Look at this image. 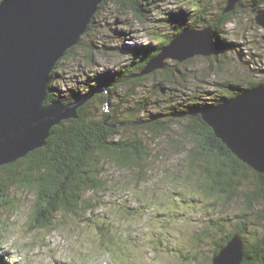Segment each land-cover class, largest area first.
Instances as JSON below:
<instances>
[{"label": "rangeland", "instance_id": "374dc122", "mask_svg": "<svg viewBox=\"0 0 264 264\" xmlns=\"http://www.w3.org/2000/svg\"><path fill=\"white\" fill-rule=\"evenodd\" d=\"M189 3L190 0H144L143 19L119 3L105 4L97 11L92 28L82 36L83 45L63 59L52 74L58 100H71L81 91L86 92L88 81L116 77L134 62L137 49L154 47L161 37L170 38L181 25L189 23ZM222 4L224 0L213 1L217 9ZM179 14L187 19L175 20ZM256 14L250 6H243L225 27L229 35L222 41L238 43L225 55H196L188 63L168 58L167 64L174 70L172 79L160 74L135 88L121 86L115 91L112 107L124 104L127 109H135L147 102L140 117L160 115L171 120L175 117L169 116V111L183 109L184 101L202 92V103H213L236 85L264 81V28L256 23ZM169 20L172 21L167 25ZM98 109L111 108L105 104ZM175 120L165 134L140 127L121 132L126 139L141 138L151 154L139 165L135 161L120 166L108 163L106 158L99 160L104 161L100 176L108 182L109 191L88 193L95 206L90 212H82V220L64 218L66 214L60 213L55 219L56 229L33 228L35 192L20 186L12 188L10 204L0 206L3 261L211 264L218 244H223L230 233L241 231L247 245L261 237L264 223L256 218L264 204L250 203L249 199L259 179L247 170V177L233 197L206 195V179L198 160L191 156L192 148L196 152L198 149L183 140L180 124L184 121ZM100 227L106 228L104 234L113 244L107 237L101 239ZM200 232V239L195 238Z\"/></svg>", "mask_w": 264, "mask_h": 264}, {"label": "trees", "instance_id": "16d2710c", "mask_svg": "<svg viewBox=\"0 0 264 264\" xmlns=\"http://www.w3.org/2000/svg\"><path fill=\"white\" fill-rule=\"evenodd\" d=\"M213 1L190 0L187 15L189 23L181 25L178 32L170 38L160 36L161 39H158L154 47L146 45L143 49H137L134 62L116 73V77L109 75L106 78L99 77L94 81H88L86 92L81 91L71 100L62 99L64 103H69L90 94V98L77 109V118L65 120L61 124L53 126L44 146L29 152L17 162L0 166V206L9 205L11 189L20 186L31 189L36 194L35 206L37 209L33 216V228L48 229L51 227L56 229L57 221L55 219L60 213L66 214L64 218L82 220V212H90L95 206V203L91 202L92 199L88 197V193L99 190L105 193L109 191L107 190L108 182L100 176L102 168L100 164L104 161L100 163L99 160L106 158L108 163L120 166L135 161L139 165L151 154L141 138L126 139L121 135V132L127 128L140 127L157 135L165 134L170 131L172 120L175 119H177L175 120L177 123L184 121L180 124L182 128L180 134L184 137L183 140L192 143L198 149L196 152L192 148L191 156L195 157L201 166V172L207 182L204 188L206 195L223 196L226 194L228 198L233 197L237 193V188L242 185L243 179L247 177V170H251L259 181L257 190L249 194L250 203L264 204V174L252 169L233 153L204 120L201 113L209 106L217 105L247 88L264 83L263 80L251 81L246 85H236L235 89L231 88L227 94L216 99L213 103H202L201 95L204 96V92L199 96L195 95L194 99L193 97L189 98L188 101L181 104L183 109L168 112L169 116L175 117L171 120L162 119L160 115L151 119L140 117L142 111L146 109L147 102L135 109H127L124 104L112 107L116 100L115 91L121 86L135 88L150 77H158L160 74L170 79L173 78L174 70L169 68L167 61H165L164 68L156 69L148 74H143V71L150 60L159 55L177 34L187 28L201 30L211 27L218 48V52L214 56L220 58V55H225L231 51L230 49L234 45L238 44L222 40L225 36L228 37L229 33L224 29L235 20L239 9H242L243 6H250L251 10L257 13L262 9V4L264 5V0H238L234 8L227 11L229 0H224V4L220 5L219 9L213 5ZM110 2L119 3L126 10L134 13L136 17L144 18V0H103L99 9ZM174 19L185 21L187 17L183 19L182 14H179ZM170 21L172 20L166 24L169 25ZM92 25L93 20L87 32L92 28ZM81 45H83L82 37L80 42L69 49L66 55L57 62L50 75L47 104L58 99L53 86L52 74L60 62L69 58L73 51ZM190 60L191 58L185 61L188 63ZM100 89H106L108 93L104 94V91H100ZM105 104L108 106L110 104L111 109L100 111L99 105L104 106ZM96 109L99 111H95ZM120 135L121 137H118ZM256 219L260 223H264V210ZM100 228L101 238L107 237L106 240L113 244V240L105 236L107 233L104 234L106 228ZM240 232L230 233L223 244H218L213 259L234 235H239L243 240ZM200 234L201 232L195 238L200 239ZM243 243V259L240 264H264V231L262 236L254 242L248 245L244 241ZM0 264H8V261H3V257L0 256ZM211 264H214L213 260Z\"/></svg>", "mask_w": 264, "mask_h": 264}, {"label": "water", "instance_id": "95a60500", "mask_svg": "<svg viewBox=\"0 0 264 264\" xmlns=\"http://www.w3.org/2000/svg\"><path fill=\"white\" fill-rule=\"evenodd\" d=\"M102 1L1 0L0 166L44 146L53 126L77 118V109L90 98L87 94L74 102L46 103L52 71L80 42ZM237 2L229 0L226 10ZM255 20L264 28V9L257 11ZM217 52L211 27L187 28L150 60L143 74L164 68L168 58L182 62ZM201 113L233 153L264 174V83ZM243 245L242 238L234 235L214 257V264H240Z\"/></svg>", "mask_w": 264, "mask_h": 264}]
</instances>
